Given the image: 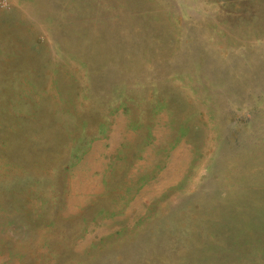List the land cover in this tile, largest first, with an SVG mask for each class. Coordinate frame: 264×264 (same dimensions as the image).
Here are the masks:
<instances>
[{"label":"rangeland","instance_id":"obj_1","mask_svg":"<svg viewBox=\"0 0 264 264\" xmlns=\"http://www.w3.org/2000/svg\"><path fill=\"white\" fill-rule=\"evenodd\" d=\"M263 220L264 0H0V264H264Z\"/></svg>","mask_w":264,"mask_h":264},{"label":"bare ground","instance_id":"obj_2","mask_svg":"<svg viewBox=\"0 0 264 264\" xmlns=\"http://www.w3.org/2000/svg\"><path fill=\"white\" fill-rule=\"evenodd\" d=\"M242 152V151H241ZM197 154V153H196ZM231 161V160H230ZM237 165V164H236ZM240 165V164H239ZM237 167V166H236ZM230 186V185H229ZM264 221V220H263ZM250 224V223H249Z\"/></svg>","mask_w":264,"mask_h":264}]
</instances>
